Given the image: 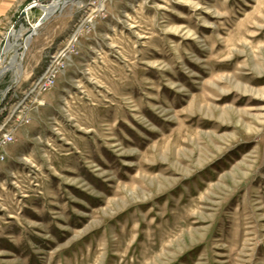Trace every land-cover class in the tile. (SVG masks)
Wrapping results in <instances>:
<instances>
[{
	"label": "rangeland",
	"instance_id": "1",
	"mask_svg": "<svg viewBox=\"0 0 264 264\" xmlns=\"http://www.w3.org/2000/svg\"><path fill=\"white\" fill-rule=\"evenodd\" d=\"M77 1L0 77V264H264V0Z\"/></svg>",
	"mask_w": 264,
	"mask_h": 264
},
{
	"label": "bare ground",
	"instance_id": "2",
	"mask_svg": "<svg viewBox=\"0 0 264 264\" xmlns=\"http://www.w3.org/2000/svg\"><path fill=\"white\" fill-rule=\"evenodd\" d=\"M73 6L78 7L80 6V3L77 0H56L47 6H41L39 4L31 5V9L39 7L42 11V15L44 14V18L41 22H39V18L35 23L29 24V28H27L26 31L18 30L16 32L14 30H10L7 33L5 37L6 44L0 54V77H2L5 73H8V71H14L17 69L18 71L14 73L16 80H18V72L20 71L23 52L27 49L31 38L37 34L39 27L50 16L56 13H61L65 8H71ZM24 19L27 22L29 21V11ZM11 39L13 40L12 43H10ZM19 49L23 51L20 56L17 55V50Z\"/></svg>",
	"mask_w": 264,
	"mask_h": 264
},
{
	"label": "built area",
	"instance_id": "3",
	"mask_svg": "<svg viewBox=\"0 0 264 264\" xmlns=\"http://www.w3.org/2000/svg\"><path fill=\"white\" fill-rule=\"evenodd\" d=\"M39 0H33L32 3L27 5L24 8V12L31 11V5L33 4H38ZM35 8V7H34ZM33 9V8H32ZM21 11V12H23ZM20 12V14H21ZM26 14L23 18L26 17ZM20 19V16H19ZM13 28V27H12ZM77 42L76 35L74 36V33L68 38L66 45L64 46L63 49L60 50L59 54L57 56H52L49 60V63L44 71V73L38 77L35 81L31 83L29 86L28 92L25 95L26 97L32 96V97H37L43 93H45L48 89L53 87L55 83V79L58 73V70L60 68L59 65L62 63V61L67 60L68 56H70L68 53H70V50L68 49L70 45H75ZM23 103V101H21ZM21 104L18 106L20 107ZM23 110L26 109V106H21ZM21 113V111H20ZM13 131L11 129H6L3 126H0V165L6 161L7 157V147L13 142Z\"/></svg>",
	"mask_w": 264,
	"mask_h": 264
},
{
	"label": "crops",
	"instance_id": "4",
	"mask_svg": "<svg viewBox=\"0 0 264 264\" xmlns=\"http://www.w3.org/2000/svg\"><path fill=\"white\" fill-rule=\"evenodd\" d=\"M25 0H0V29L9 24L11 17L17 13Z\"/></svg>",
	"mask_w": 264,
	"mask_h": 264
},
{
	"label": "water",
	"instance_id": "5",
	"mask_svg": "<svg viewBox=\"0 0 264 264\" xmlns=\"http://www.w3.org/2000/svg\"><path fill=\"white\" fill-rule=\"evenodd\" d=\"M25 14H26V12H24V11L21 12L20 18H23L25 16ZM43 18H44V14L40 17L39 22H41L43 20Z\"/></svg>",
	"mask_w": 264,
	"mask_h": 264
}]
</instances>
